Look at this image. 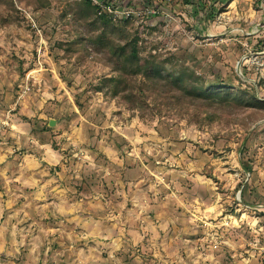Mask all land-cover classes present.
Returning a JSON list of instances; mask_svg holds the SVG:
<instances>
[{
    "label": "rangeland",
    "instance_id": "1",
    "mask_svg": "<svg viewBox=\"0 0 264 264\" xmlns=\"http://www.w3.org/2000/svg\"><path fill=\"white\" fill-rule=\"evenodd\" d=\"M9 1L0 264H264V107L139 74L134 108L106 81L120 44L142 65L264 100V0H107L135 14L101 45L83 0Z\"/></svg>",
    "mask_w": 264,
    "mask_h": 264
},
{
    "label": "trees",
    "instance_id": "2",
    "mask_svg": "<svg viewBox=\"0 0 264 264\" xmlns=\"http://www.w3.org/2000/svg\"><path fill=\"white\" fill-rule=\"evenodd\" d=\"M41 3L47 5L49 0H40ZM84 6L81 7V17L88 21L89 24L100 23L103 27V32L97 36L94 41L101 45L106 39V32L112 33L114 27L111 26L113 21L106 14H99L98 8L91 0H83ZM8 6L13 3L10 0ZM109 47V60L114 70L115 75L108 77V84H112L113 94L121 95L122 98L128 101L134 108H143L144 100L137 91H141V84H137V77L142 74L145 78L150 79L154 83H162L164 86L179 90L182 95L190 98L200 99L205 101L208 98L217 102L235 101L237 104H245L247 106L264 107V100L259 99L255 95L247 93L245 90L231 91L222 85L210 84L205 85L204 82H199L193 79V73H164L163 68L159 64L149 62L142 65L139 62L138 51L135 49H127L126 45L114 44ZM155 88V86H154ZM180 97V96H177Z\"/></svg>",
    "mask_w": 264,
    "mask_h": 264
},
{
    "label": "built area",
    "instance_id": "3",
    "mask_svg": "<svg viewBox=\"0 0 264 264\" xmlns=\"http://www.w3.org/2000/svg\"><path fill=\"white\" fill-rule=\"evenodd\" d=\"M91 2L98 8L99 14H106L112 21L126 20L135 14V11L131 9H118L112 2H108L107 0H91Z\"/></svg>",
    "mask_w": 264,
    "mask_h": 264
},
{
    "label": "water",
    "instance_id": "4",
    "mask_svg": "<svg viewBox=\"0 0 264 264\" xmlns=\"http://www.w3.org/2000/svg\"><path fill=\"white\" fill-rule=\"evenodd\" d=\"M240 64L241 62L238 63V71L240 72ZM241 73V72H240ZM53 123V121H51V124Z\"/></svg>",
    "mask_w": 264,
    "mask_h": 264
},
{
    "label": "crops",
    "instance_id": "5",
    "mask_svg": "<svg viewBox=\"0 0 264 264\" xmlns=\"http://www.w3.org/2000/svg\"><path fill=\"white\" fill-rule=\"evenodd\" d=\"M188 1V0H187ZM215 1V0H214ZM225 1H228V0H225ZM231 1V0H230ZM233 1V0H232Z\"/></svg>",
    "mask_w": 264,
    "mask_h": 264
}]
</instances>
